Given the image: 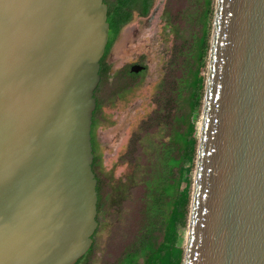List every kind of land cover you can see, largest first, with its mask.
Instances as JSON below:
<instances>
[{"label": "water", "instance_id": "1", "mask_svg": "<svg viewBox=\"0 0 264 264\" xmlns=\"http://www.w3.org/2000/svg\"><path fill=\"white\" fill-rule=\"evenodd\" d=\"M103 0H0V264H75L98 226ZM182 264H264V0H215Z\"/></svg>", "mask_w": 264, "mask_h": 264}, {"label": "rangeland", "instance_id": "2", "mask_svg": "<svg viewBox=\"0 0 264 264\" xmlns=\"http://www.w3.org/2000/svg\"><path fill=\"white\" fill-rule=\"evenodd\" d=\"M214 6L215 0L213 10ZM203 8L204 0H161L144 34L149 40L150 50L147 56L144 55L147 70L143 76L124 78L121 71L113 67L109 75L111 79L106 77L97 91L101 102L95 131L97 153L100 155L99 164L95 167L100 185L98 228L93 235L90 253L77 264H120L144 223L146 187L143 180L149 177L151 165L160 161L161 149L172 143L175 133L185 127L176 118L183 114L199 126L203 97L199 115L196 112L190 114L188 92L183 85L194 39L202 32L199 14ZM212 23L213 16L209 44ZM145 48L142 51L146 53L148 50ZM207 61L202 71L205 79ZM123 88L130 90L118 97L116 89ZM167 98L172 99L168 108ZM139 125L142 128L136 151L139 158L130 161L125 157L128 141ZM194 168L195 161L191 191ZM187 222L188 217L183 228V249Z\"/></svg>", "mask_w": 264, "mask_h": 264}, {"label": "trees", "instance_id": "3", "mask_svg": "<svg viewBox=\"0 0 264 264\" xmlns=\"http://www.w3.org/2000/svg\"><path fill=\"white\" fill-rule=\"evenodd\" d=\"M213 11V0H204V8L199 14L202 32L194 39L187 79L183 85L188 92L190 114L196 112L199 115L205 81L202 71L206 67ZM176 119L185 127L175 133L172 143L161 149L160 161L151 165L153 168L148 171L149 177L143 180L146 187L144 223L120 264H182L183 228L189 215L198 126L183 114ZM96 163L94 158L93 166ZM182 183L184 186H181ZM91 249L92 246L75 264L86 257Z\"/></svg>", "mask_w": 264, "mask_h": 264}, {"label": "flooded vegetation", "instance_id": "4", "mask_svg": "<svg viewBox=\"0 0 264 264\" xmlns=\"http://www.w3.org/2000/svg\"><path fill=\"white\" fill-rule=\"evenodd\" d=\"M107 5V22H108V38L103 56L100 59L99 81L94 90L95 108L92 112L91 122V143L93 152V161L96 158V164L92 170L97 178V185L100 189L98 175L95 167L99 164L100 155L97 153L98 142L96 138V127L98 125L97 113L101 109V102L98 98L97 91L102 85L104 79L110 78L111 68L115 67L124 78H140L147 70V62L145 56L149 53V40L146 38L147 30L150 27L151 21L154 18L161 0H103ZM150 32V30H149ZM141 34V35H140ZM144 36V37H143ZM151 37V36H150ZM146 46V53L142 51ZM145 53V54H144ZM145 55V56H144ZM117 58H121L117 61ZM114 61V62H113ZM111 79V78H110ZM130 89H116L115 94L122 97L123 92H128ZM171 98H167L166 106H170ZM167 106V108H168ZM199 127V126H198ZM139 125L137 131L133 132L128 141V149L125 157L130 161H135L139 156L136 155L137 148L140 144ZM133 154V155H132ZM132 155V157H131ZM133 159V160H132ZM97 189V186H96ZM99 189L97 194H99ZM98 202V200H97ZM98 211L96 219L98 222ZM98 228V226H97ZM96 228V229H97ZM96 231V230H95ZM95 233V232H94ZM94 235V234H93ZM93 245V243H92ZM91 245V246H92Z\"/></svg>", "mask_w": 264, "mask_h": 264}]
</instances>
